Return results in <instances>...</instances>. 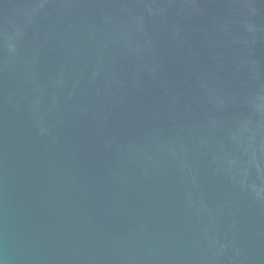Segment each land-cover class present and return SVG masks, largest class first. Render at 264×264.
Listing matches in <instances>:
<instances>
[{"label":"water","instance_id":"1","mask_svg":"<svg viewBox=\"0 0 264 264\" xmlns=\"http://www.w3.org/2000/svg\"><path fill=\"white\" fill-rule=\"evenodd\" d=\"M0 264H264V0H0Z\"/></svg>","mask_w":264,"mask_h":264}]
</instances>
